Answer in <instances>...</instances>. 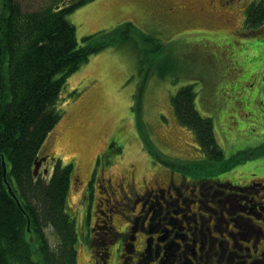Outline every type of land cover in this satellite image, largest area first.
Wrapping results in <instances>:
<instances>
[{"label": "rangeland", "instance_id": "374dc122", "mask_svg": "<svg viewBox=\"0 0 264 264\" xmlns=\"http://www.w3.org/2000/svg\"><path fill=\"white\" fill-rule=\"evenodd\" d=\"M199 1L90 0L67 15L80 46L85 36L124 27L129 21L134 24L130 36L139 46H145L139 33L163 44L156 55L146 56L144 71H139L141 56L131 46L106 47L71 74L60 92L56 109L61 117L44 139L41 149L45 148L48 165L39 171L43 174L46 170L48 177L53 160L62 166L72 165L66 211L77 234L76 264H88L89 260L90 246L87 238H82L87 228L86 193L81 190L97 168L108 170L114 179L133 176L137 190L154 184V178L205 179L211 169L216 174L214 170L228 160L235 144L228 141L231 129L256 134L259 126L264 127L255 102L247 101L254 95L242 87L264 70V36L256 39L231 33L244 18L247 2H233L228 8L215 1L213 9L230 10V17L235 18L228 16L231 22H225L223 14L198 11ZM178 5L187 9L179 10ZM169 56L174 60L165 66L169 73L162 77L145 73L146 69L156 72L158 64H166ZM258 81L264 85V77ZM188 84L195 91L196 111L212 121L214 139L223 154L221 161L207 160L194 132L174 114L171 98ZM238 112L242 114L238 116ZM105 208L102 206V219L108 224L112 207ZM45 234L51 244L56 242L50 227L45 228Z\"/></svg>", "mask_w": 264, "mask_h": 264}, {"label": "trees", "instance_id": "16d2710c", "mask_svg": "<svg viewBox=\"0 0 264 264\" xmlns=\"http://www.w3.org/2000/svg\"><path fill=\"white\" fill-rule=\"evenodd\" d=\"M88 1L1 0L0 264H76L77 234L66 211L72 165L62 166L53 160L48 177L33 174L35 159L45 150L41 149L44 139L61 117L56 109L60 92L71 74L106 47L131 46L141 56L139 71H144L146 56L156 55L163 46L144 33L139 34L145 46H139L130 36L134 31L130 21L124 27L85 36L84 44L78 45L75 26L67 15ZM31 3L38 6L33 8ZM263 19V1L247 5V26ZM164 62L156 72L146 69L145 73L159 77L169 73L165 66L174 60L169 56ZM194 98L191 84L180 87L171 98L174 114L194 132L204 157L221 161L223 154L214 139L212 121L196 111ZM7 185L16 199L9 195ZM47 227L56 238L54 244L45 234Z\"/></svg>", "mask_w": 264, "mask_h": 264}, {"label": "flooded vegetation", "instance_id": "af4514ba", "mask_svg": "<svg viewBox=\"0 0 264 264\" xmlns=\"http://www.w3.org/2000/svg\"><path fill=\"white\" fill-rule=\"evenodd\" d=\"M215 1L231 8L240 0H200L196 9L223 14L225 22L235 19L230 10L213 9ZM231 33L257 39L264 36V19L247 26L244 16ZM259 77H264V70L242 87L254 95L247 101L255 102L264 119V85ZM229 134L228 141L235 144L228 160L205 179L154 178V184L137 190L133 176L114 179L108 170L97 168L81 190L86 193L87 228L82 238L90 246L88 264H264V127L259 126L256 134L235 129ZM109 204L106 224L102 206Z\"/></svg>", "mask_w": 264, "mask_h": 264}, {"label": "water", "instance_id": "95a60500", "mask_svg": "<svg viewBox=\"0 0 264 264\" xmlns=\"http://www.w3.org/2000/svg\"><path fill=\"white\" fill-rule=\"evenodd\" d=\"M41 156H42V153H41ZM43 161H45V157H41V158L38 157V158L35 159L34 168H33V174H34V176L37 175L38 169H39V167H40V165H41V163ZM2 166H3V174H5V164H4V162H2ZM7 191H8V193H9L10 196H12L14 199H16V197H15L14 193L12 192V190H11V188H10L9 185H7ZM27 230L29 231L28 225H27ZM31 240H32V236H30V241Z\"/></svg>", "mask_w": 264, "mask_h": 264}]
</instances>
